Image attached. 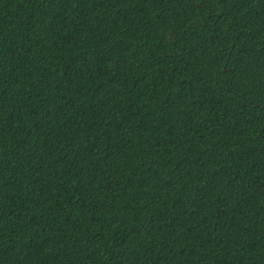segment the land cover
Segmentation results:
<instances>
[{"label": "trees", "instance_id": "trees-1", "mask_svg": "<svg viewBox=\"0 0 264 264\" xmlns=\"http://www.w3.org/2000/svg\"><path fill=\"white\" fill-rule=\"evenodd\" d=\"M0 264H264V0H0Z\"/></svg>", "mask_w": 264, "mask_h": 264}]
</instances>
